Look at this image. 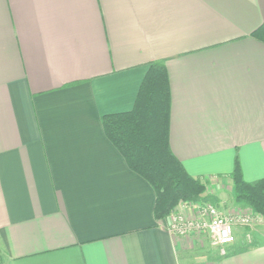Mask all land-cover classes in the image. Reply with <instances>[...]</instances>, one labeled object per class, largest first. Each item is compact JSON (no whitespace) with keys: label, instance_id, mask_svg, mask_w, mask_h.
Here are the masks:
<instances>
[{"label":"crops","instance_id":"crops-1","mask_svg":"<svg viewBox=\"0 0 264 264\" xmlns=\"http://www.w3.org/2000/svg\"><path fill=\"white\" fill-rule=\"evenodd\" d=\"M263 21L264 0H0V263L264 264V223L224 254L168 233L101 124L162 63L172 154L249 209L230 175L264 177Z\"/></svg>","mask_w":264,"mask_h":264},{"label":"trees","instance_id":"trees-1","mask_svg":"<svg viewBox=\"0 0 264 264\" xmlns=\"http://www.w3.org/2000/svg\"><path fill=\"white\" fill-rule=\"evenodd\" d=\"M251 36L264 43V21ZM169 111L170 95L163 64L151 62L131 110L101 117L106 137L126 165L153 188L156 220L165 218L179 202H217L205 193V185L188 175L172 154L168 139ZM230 179L234 202L264 217V177L253 184L247 183L235 163Z\"/></svg>","mask_w":264,"mask_h":264},{"label":"built area","instance_id":"built-area-1","mask_svg":"<svg viewBox=\"0 0 264 264\" xmlns=\"http://www.w3.org/2000/svg\"><path fill=\"white\" fill-rule=\"evenodd\" d=\"M168 233L180 238H197L205 235L209 244L222 254L235 240L236 227L251 229L264 223V217L251 208L229 211L224 204L210 202L181 203L165 217ZM249 239V234L247 235Z\"/></svg>","mask_w":264,"mask_h":264},{"label":"rangeland","instance_id":"rangeland-1","mask_svg":"<svg viewBox=\"0 0 264 264\" xmlns=\"http://www.w3.org/2000/svg\"><path fill=\"white\" fill-rule=\"evenodd\" d=\"M231 198H232L231 195H229V196H228V199H227V203H226L227 205H224V208L227 209V210L230 209V204L232 203V199H231ZM181 203H188V202H179L177 205H179V204H181ZM189 203H190V202H189ZM177 205H175L174 207H176ZM173 209H174V208H173ZM173 209H172V210H173ZM172 210H171V211H172ZM168 215H169V214H168ZM168 215H167V216H168ZM246 229H248V228H246ZM251 229H252V228H251ZM196 239L200 242V241H202V240H206L207 237L203 234V235L197 237Z\"/></svg>","mask_w":264,"mask_h":264}]
</instances>
